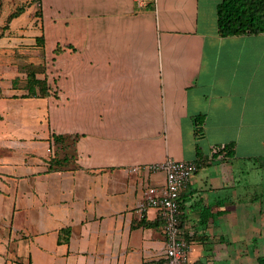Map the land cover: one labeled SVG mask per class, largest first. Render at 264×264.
<instances>
[{
    "label": "crops",
    "instance_id": "0c3cea01",
    "mask_svg": "<svg viewBox=\"0 0 264 264\" xmlns=\"http://www.w3.org/2000/svg\"><path fill=\"white\" fill-rule=\"evenodd\" d=\"M17 1L44 29L0 49L44 36L46 90L0 67V264H161L165 219L140 205L167 159L202 164L181 198L191 263L255 259L264 33L221 36L222 0Z\"/></svg>",
    "mask_w": 264,
    "mask_h": 264
},
{
    "label": "built area",
    "instance_id": "2783aa9c",
    "mask_svg": "<svg viewBox=\"0 0 264 264\" xmlns=\"http://www.w3.org/2000/svg\"><path fill=\"white\" fill-rule=\"evenodd\" d=\"M143 4V0H139ZM200 161H166L147 168L165 174V185L161 190L149 187L143 194L140 205L142 210L150 207L158 208L165 219L164 230L166 234L165 258L161 264H192V247L184 238L181 225V198L193 176L201 168ZM138 168L132 169L137 171ZM155 264V263H149Z\"/></svg>",
    "mask_w": 264,
    "mask_h": 264
},
{
    "label": "rangeland",
    "instance_id": "374dc122",
    "mask_svg": "<svg viewBox=\"0 0 264 264\" xmlns=\"http://www.w3.org/2000/svg\"><path fill=\"white\" fill-rule=\"evenodd\" d=\"M22 4L17 0H13V2H10V3H8L7 1L5 2V7H3L4 11H2L3 13L0 14V40L3 38H10L12 40L13 39L16 40L15 38H17L19 40L29 39L32 41L33 39H35L34 35L40 34V30L44 29L43 23L40 20L35 19L37 17H40V15H36L34 16V18L29 19L28 14H25L21 16L20 18L19 17L16 18L13 22L11 21L12 29L18 28V31H21L20 33H22L23 35L22 36L18 35V37H15V36H11V34L9 35L7 34L8 30H10V24H11V23H8L7 21L8 16L13 11H15L17 7H19ZM11 43L12 41L9 40V44ZM15 64L20 66V73H21L20 78H19L20 85L27 86L29 76L41 77L42 74H44L46 71V52H45L44 36L41 42L37 41V45H32L31 43H28V42L27 43L22 42V44L16 48L10 45L6 48H1L0 49V67L6 66V65H15ZM254 170L256 171H253V172H262L260 169H254ZM257 190H258V198H259L258 200L260 203L259 205H261L263 214L260 213L259 211L256 212L254 209L255 205L250 204L248 205V209H250L249 215L250 217L252 215H257V218H259V221L260 219L264 221V195L262 194L264 193V186L262 185L257 186ZM250 191L252 192L251 189ZM259 229H260L261 234L263 235L261 238H259L260 243L257 244L256 241H254V243L251 244L253 246H257V248L254 249L255 250L254 253H256V256L264 252V227L262 226ZM248 245L249 243H243L242 249L246 250ZM252 255L253 254H251V256ZM255 259H252L251 261L247 259H242V264H256Z\"/></svg>",
    "mask_w": 264,
    "mask_h": 264
},
{
    "label": "trees",
    "instance_id": "16d2710c",
    "mask_svg": "<svg viewBox=\"0 0 264 264\" xmlns=\"http://www.w3.org/2000/svg\"><path fill=\"white\" fill-rule=\"evenodd\" d=\"M34 1L24 3L17 7L8 16V23L20 17ZM4 7V0H0V14ZM7 28V27H6ZM218 30L223 37L242 36L246 34L258 35L264 33V0H222L218 5ZM43 37H38L41 42ZM27 97L44 95L46 81L29 76L27 83ZM40 91V92H39ZM43 91V93H41ZM63 136H55L56 142L61 141ZM256 264H264V252L255 259Z\"/></svg>",
    "mask_w": 264,
    "mask_h": 264
}]
</instances>
